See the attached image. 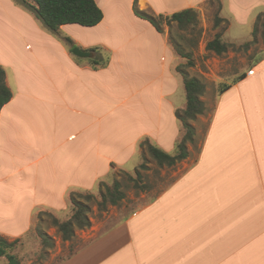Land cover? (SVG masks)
Returning a JSON list of instances; mask_svg holds the SVG:
<instances>
[{"label":"crops","instance_id":"1","mask_svg":"<svg viewBox=\"0 0 264 264\" xmlns=\"http://www.w3.org/2000/svg\"><path fill=\"white\" fill-rule=\"evenodd\" d=\"M94 1L98 25L52 33L27 7L0 0V67L12 93L0 110V238L17 241L35 214L61 213L71 192L126 171L146 154L145 138L175 153L181 45L135 9L169 16L209 0ZM227 86L196 118L207 123L199 142L192 122L187 158L137 163L143 202L61 264H264V60Z\"/></svg>","mask_w":264,"mask_h":264},{"label":"rangeland","instance_id":"2","mask_svg":"<svg viewBox=\"0 0 264 264\" xmlns=\"http://www.w3.org/2000/svg\"><path fill=\"white\" fill-rule=\"evenodd\" d=\"M237 1L209 0L199 10H196L199 23L195 31L184 32L179 30L176 24H172L169 32L174 43L180 44L185 52H190L194 66L182 68L180 71L188 77L199 79L205 85L202 100L210 111L223 86L234 83L239 76L249 71L255 61L260 58L264 59V38L261 36L262 28L260 27L264 21V0ZM216 16L223 20L217 26L214 24ZM163 30L165 33L167 32L165 26H163ZM255 31L256 34L254 35ZM198 33V38H196L195 35ZM216 35H219L223 42L234 43L237 46L250 42V45L246 50L228 51L217 56L205 50L206 43ZM194 39L197 41L193 45ZM186 61V59L183 60L184 64ZM180 96L184 103L183 89H181L178 97ZM196 120L194 126L196 125L197 128L200 126V128H198L195 142H199L203 137L207 123L205 120L201 123ZM145 160L151 161L145 153L143 155L139 153L124 166V169L128 171L129 175L134 176L136 174L135 165L139 162L144 163ZM118 171V173L114 171L115 173L107 176L101 181L103 185L97 184L94 190L76 192L83 197L88 194L94 196L93 199L86 201L90 208L88 218L91 224L89 228L75 229L74 236L70 240H62L61 233L52 224V220L55 218L62 222L69 218L72 211L68 200L67 208L61 213H46L40 216L35 214L32 229L12 244L9 253L16 257L19 264H61L72 255L83 250L107 230L123 221L143 201L140 200V191L137 189L139 183L129 182L126 177L127 172ZM115 182L120 184V190L126 199L117 206L107 204L105 209L99 210L98 203L101 202L105 184L111 187ZM146 184V186L151 185L150 181ZM6 239L8 243L13 242L11 238ZM0 264L9 263L4 257H0Z\"/></svg>","mask_w":264,"mask_h":264},{"label":"trees","instance_id":"3","mask_svg":"<svg viewBox=\"0 0 264 264\" xmlns=\"http://www.w3.org/2000/svg\"><path fill=\"white\" fill-rule=\"evenodd\" d=\"M15 2H18L31 10L34 16L41 21L43 26L52 33H56L63 25L75 24L82 27H94L98 25L103 18V14L94 0H29L33 5L29 4L27 0H15ZM135 13L137 16L147 20L158 32H162V25H166L170 30L172 24H176V27L179 30L185 32L189 30L195 31L199 23L197 12L193 9H186L169 16L143 14L136 9ZM222 21L223 20L220 17L216 16L214 24L217 26ZM260 27L262 28L261 36L264 38V21L260 24ZM255 34L256 31L254 32V35ZM249 45L250 42L244 43L240 46H237L234 43L223 42L220 36L216 35L206 44L205 50L219 56L228 51L239 52L241 49L246 50ZM73 48L74 45L70 47L71 50ZM174 48L180 57L187 60L185 64H179L177 66V71L183 76L186 100L185 108L177 109L175 111L176 118L182 124V134L176 143L174 154L161 150L152 144L148 138H145L139 144V147L144 149L151 160L155 161L159 166L166 167H171L178 161L187 158L186 145L194 142V130L191 123L198 116L203 115L206 110V106L202 100L205 93V85L199 79L188 77L185 73L180 71L182 68H191L194 66L193 61L191 60V54L184 53L182 47L179 45L174 44ZM263 60L264 59L260 58L255 61L250 69ZM94 62L97 63L96 59H94ZM244 77L245 74H242L235 80V82L240 81ZM228 88L229 86L227 85L223 86L219 93H222ZM11 98L12 93L6 85L5 70L0 67V110L11 100ZM141 168H144V166H141ZM137 175L138 177L136 178L127 175V180L136 184L139 181V174ZM102 183L103 182H99V185H103ZM93 198L94 196L92 194H88L84 197L81 194H76V192H71L69 194L72 211L71 215L68 219L62 222L55 218L52 220V224L56 226L61 233L63 241L70 240L74 236L75 229L83 230L90 227L91 223L88 218L90 208L86 201ZM124 198L125 195L120 190L119 183L115 182L111 187L105 184L104 193L101 195V202L98 203V208L99 210H103L106 208L107 204L117 206ZM13 243L14 242L8 243L6 239L0 238V257H4L9 264H19L16 257L9 253Z\"/></svg>","mask_w":264,"mask_h":264},{"label":"water","instance_id":"4","mask_svg":"<svg viewBox=\"0 0 264 264\" xmlns=\"http://www.w3.org/2000/svg\"><path fill=\"white\" fill-rule=\"evenodd\" d=\"M73 54L75 55V56H77V57H83V58H87V57H91V54L90 53H86V52H83V51H81L80 49H78V48H75L74 50H73Z\"/></svg>","mask_w":264,"mask_h":264}]
</instances>
